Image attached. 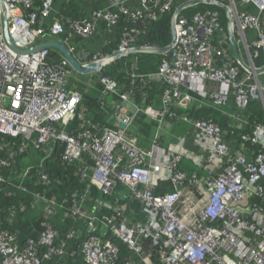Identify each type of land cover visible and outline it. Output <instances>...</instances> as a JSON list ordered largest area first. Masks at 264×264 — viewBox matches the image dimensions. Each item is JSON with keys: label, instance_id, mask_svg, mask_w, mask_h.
Masks as SVG:
<instances>
[{"label": "built area", "instance_id": "1", "mask_svg": "<svg viewBox=\"0 0 264 264\" xmlns=\"http://www.w3.org/2000/svg\"><path fill=\"white\" fill-rule=\"evenodd\" d=\"M83 1L91 4L88 16H65V3ZM104 1L0 0V136L6 138L0 140L6 153L0 156V183L20 177L49 187L45 164L60 146V161L75 166L85 184L72 195L68 213L79 223L63 235L49 220L57 203L43 190L29 205H42L45 213L37 238L21 239L5 226L18 220L24 202L11 205L7 216L0 206V264H117L121 249L115 240L128 252L124 264H264V70L255 72L264 67V0H216L228 6L231 20L201 0ZM200 4L207 7L186 13ZM166 14L175 35L172 48L161 52L138 44L149 23ZM4 17L19 49L60 40L81 64L105 60L97 71L103 85L99 107L116 124L96 125L84 117V94L69 87L75 71L58 51L13 50L5 41ZM229 27L251 71L235 57ZM97 35L110 52H77L75 43ZM118 50L127 51L118 59L125 58L131 84L160 83L161 107L138 105L132 90L101 73L118 60H107ZM142 53L159 55L155 73H136V55ZM205 107L222 116L227 128L190 116L192 108ZM137 112L158 123H190L200 154L193 156L182 142L167 153L153 149L155 144L144 148L129 132ZM23 155L26 165L17 172L16 158ZM191 159L196 170L188 173L183 164ZM117 186L126 188L127 205L109 200ZM15 188L27 191L22 182ZM134 204L138 213H132Z\"/></svg>", "mask_w": 264, "mask_h": 264}, {"label": "trees", "instance_id": "2", "mask_svg": "<svg viewBox=\"0 0 264 264\" xmlns=\"http://www.w3.org/2000/svg\"><path fill=\"white\" fill-rule=\"evenodd\" d=\"M64 5L67 9L64 12L66 17L77 18L79 17V15H82L76 13L75 9H72V11L70 12V8L72 7V5L74 6V3H65ZM205 7L207 6L200 4L197 7L190 8L188 11H186V13L191 15L196 11L203 10ZM220 11L222 12V10ZM223 21H225L224 18ZM170 40V15L166 14L163 15L160 19L149 23L147 33L141 37L138 44L164 47L170 42ZM52 53L55 52L52 51ZM124 59L125 58H121L114 62L115 65L111 66V68L115 69L113 72H109V67L108 69L104 68L101 73L107 74L117 79V81L122 85L125 92L132 90L131 97L133 98L135 103L139 104L143 101H145L146 103H151L154 95L156 93L161 94L162 92L163 88L161 87L160 83L156 80H151L147 83L146 87L142 88L140 80L136 79L135 82L131 84L132 78L123 72V63L125 62ZM116 69L121 70V72L117 71V73ZM213 112L214 110L212 108H192V110L189 111V114L190 116L197 118H211L214 121L218 122L222 128H227L223 117L220 115L215 117L213 116ZM104 120H102L101 122L102 125L111 126L109 122H106V120ZM75 126L76 125L74 123L72 127ZM1 138L6 140L5 137L0 136L1 141ZM61 150L62 147L60 148V146H56L52 156L47 160L45 164V168L52 179V184L49 187H46L44 184L38 183L35 180H28L26 178L22 179L20 177H15L5 183H0V206L4 213V216H7L8 209L11 205H18V201L24 202V204L27 205V208H25V210L19 211L17 217L18 220L16 222L11 225H5L13 232L17 231L18 233H20L19 236L21 239H24L25 237L37 238L40 234V231L42 230L40 222L43 218H45V213L43 211L42 205L36 206L35 209L29 207L30 202L34 199V193L37 191L43 190L46 192L48 197L55 199L57 203L56 212L49 218V220L60 234H65L68 229L76 227V225L79 223L77 221H74L68 213L70 211V207L72 206V195L75 192H80L84 188L85 184L79 180L76 173L77 168L75 166H67L60 161L59 153ZM5 154V149L3 151H0V156H4ZM24 157L25 156L23 155L16 158L17 165L15 167V170L17 172H19L22 168L25 167L24 165H26ZM11 175L15 174L13 173ZM20 182H22L27 187L26 192H22L15 188L16 184ZM166 186L167 189H170L168 185ZM92 190V195L96 196V194H98L96 188L93 187ZM6 191H12L13 196L7 197L5 195ZM157 191L160 192L159 190ZM135 205L138 206V204ZM101 212L107 215H114V213L108 209H102ZM115 241L121 249L120 258L117 264H124L125 259L128 257V252L119 240Z\"/></svg>", "mask_w": 264, "mask_h": 264}, {"label": "crops", "instance_id": "3", "mask_svg": "<svg viewBox=\"0 0 264 264\" xmlns=\"http://www.w3.org/2000/svg\"><path fill=\"white\" fill-rule=\"evenodd\" d=\"M58 2V1H57ZM95 6H103L105 4L104 0H95L94 2ZM75 5V4H74ZM76 13L78 14H86L88 16L90 6L91 4L83 2H77L76 3ZM72 10H70L71 12ZM85 12V13H84ZM76 50L78 53L81 52H103L106 54V52H110L112 48L107 47L104 48L102 44V35H97L91 38H87L81 43H75ZM137 71L138 74H153L156 72L157 69V63L159 55L157 54H148V53H142L137 54ZM112 65H115L113 63ZM111 64L108 66L109 72H113L115 69L111 68ZM107 67V68H108ZM126 67V66H123ZM128 68V67H127ZM126 70V69H125ZM119 72L118 69H116V72ZM117 72V73H118ZM70 88H75L84 94V99L82 101L83 108L86 109L84 117L89 120L92 124L95 123L101 124L102 120H106V122H109L111 126H114L115 120L113 118L109 117L108 109L105 111L101 110L99 107V100L101 97V91L103 88V85L99 81V73L96 71L91 74H79L75 72L73 74L72 78L69 82ZM109 100H112L113 97L109 96L107 98ZM146 103L145 101L139 103L138 105L143 106ZM151 104H153L155 107H161L162 106V100H161V94L156 93L154 95V98L151 100ZM126 107H129L127 109V112L130 113L132 110H130L131 106L126 105ZM232 107V106H231ZM213 116L217 117L218 114L213 112ZM104 116V118H103ZM104 120V121H105ZM129 132L133 135H136L140 138V144L147 149L153 148V145L156 146L153 148L156 150V147L158 150H160L162 153L168 152L170 150L171 146L179 149L180 142L183 143V149L192 153L193 156H196L200 154V148L196 145L195 139H196V132L194 127L181 119H170L166 118L162 122H157L153 120L149 115L145 114L144 112H137L135 116L133 117L132 123L129 127ZM192 160V159H191ZM186 160L183 164V168L188 172L191 173L194 170H196L195 167V161L194 160ZM200 175H203L202 171H199ZM110 201H115L117 205L125 204L130 202L129 194L125 187L117 186V188L114 190V193L112 196L109 197ZM134 208V212L132 213H138L139 207L135 204L132 205ZM132 213H129L132 217ZM81 261L78 260V264H80ZM50 264V263H49Z\"/></svg>", "mask_w": 264, "mask_h": 264}, {"label": "water", "instance_id": "4", "mask_svg": "<svg viewBox=\"0 0 264 264\" xmlns=\"http://www.w3.org/2000/svg\"><path fill=\"white\" fill-rule=\"evenodd\" d=\"M200 1V0H199ZM201 2H205V3H211L214 4L220 8H222L226 14L229 16V19L231 20V14L230 11L228 9V6L225 4H222L220 2H217L216 0H201ZM180 7H178L176 9V12L179 11ZM160 19V17H159ZM4 37H5V41L6 43L16 52L18 53H29L35 50H39V49H43V48H50V49H54L56 51H58L62 57L68 62V64L71 66V68L79 73V74H91L94 73L96 71H98L102 65L104 64L105 60L103 61H98V62H92L89 64H81L74 56L73 54L60 42V40H47L45 42H40L36 45L30 46L27 49H19L17 48L11 41V39L9 38L8 35V31H7V20L4 17ZM174 31L173 28H171V40L169 42V44H167L164 47H160V48H156L157 50L163 52V51H168L170 50V48H172L173 42H174ZM229 41L230 44L233 48L235 57L237 58V60L240 62V64L247 70L251 71V68H249V66H247L239 57L238 52H237V46H236V42L234 39V36L232 34V30L229 27ZM127 51L124 50H118L114 53H112L109 57H107V60H116L118 58H120L121 56H123ZM264 70L263 68L260 69H256L255 72L259 73L261 71ZM263 206H264V200H263Z\"/></svg>", "mask_w": 264, "mask_h": 264}, {"label": "rangeland", "instance_id": "5", "mask_svg": "<svg viewBox=\"0 0 264 264\" xmlns=\"http://www.w3.org/2000/svg\"><path fill=\"white\" fill-rule=\"evenodd\" d=\"M237 40H238V36H237ZM76 46V45H75ZM242 44L241 43H239V48H240V50H241V52H242Z\"/></svg>", "mask_w": 264, "mask_h": 264}]
</instances>
